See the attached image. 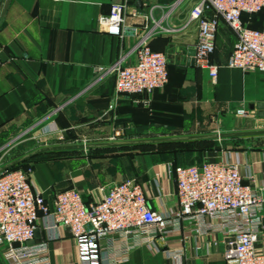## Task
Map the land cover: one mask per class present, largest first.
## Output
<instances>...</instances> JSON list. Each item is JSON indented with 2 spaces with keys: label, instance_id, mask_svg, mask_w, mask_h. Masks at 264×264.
Returning <instances> with one entry per match:
<instances>
[{
  "label": "crops",
  "instance_id": "obj_1",
  "mask_svg": "<svg viewBox=\"0 0 264 264\" xmlns=\"http://www.w3.org/2000/svg\"><path fill=\"white\" fill-rule=\"evenodd\" d=\"M120 1L0 0L1 153L9 143L13 150L24 147L30 154L110 142L105 136L116 133L111 143L147 135L208 134L212 116L217 122L227 123L239 108L247 112V117L264 123V73L225 66L235 36L222 21L211 57L218 66L215 83L206 70L187 65V51L193 49L198 38L196 23L189 21V13L199 0H129V22L141 25V14H147L157 23L148 27V45L165 54L168 83L145 96L129 100L121 97L115 108L108 110L114 79L97 69L108 67L119 56L126 58L127 65L132 64L130 49L134 41L100 32L97 20L109 13L111 4ZM243 21L247 22L248 17L243 16ZM250 21V28H260L264 10ZM61 105L63 109L57 115L47 116ZM44 127L61 133L43 136ZM24 132L30 137L17 141ZM80 147L76 151L85 149ZM86 149L83 164L62 170L61 176L67 175V186L56 192L75 188L83 201L90 203L100 199L98 186L135 179L152 210H178L174 177L167 172L169 161L151 162L141 156L133 159L128 170L123 168V145ZM1 153L0 169L15 165L27 155L2 163ZM206 155L209 160L237 161L243 185L252 190L264 185V149L223 148ZM206 155L193 153L186 163L199 164ZM76 159L79 156L72 157L73 164ZM32 179L35 188L50 201L53 186L59 182L53 179L50 169L43 163L36 164ZM262 220L264 224V217ZM37 230L40 242H47L49 264H77L75 244L65 228H59L58 236L51 240H47L40 221ZM224 241L221 233L207 230L204 224L181 221L163 240L156 241L160 252L148 251L144 246L130 248L127 260L115 264H224ZM256 248L264 249V228ZM2 250L0 247V264H7ZM175 250L182 251L180 260H172L165 253ZM120 251L117 241L106 247L101 252L102 264H109L111 254Z\"/></svg>",
  "mask_w": 264,
  "mask_h": 264
},
{
  "label": "built area",
  "instance_id": "obj_2",
  "mask_svg": "<svg viewBox=\"0 0 264 264\" xmlns=\"http://www.w3.org/2000/svg\"><path fill=\"white\" fill-rule=\"evenodd\" d=\"M129 0L110 6L109 13L100 16V32L119 40L134 41L130 54L132 64L119 56L106 68L97 71L114 79V93L107 106L115 108L121 97L149 94L162 89L168 82L167 58L148 45L149 25L157 23L141 14L142 24L129 22ZM264 9V0H199L189 13L196 23L198 38L193 45L194 65L206 70L212 83L218 66L211 57L215 50V35L222 21L235 36L225 66L243 72L264 73V22L258 29L250 28L243 16L250 18ZM146 30V31H145ZM63 106L53 108L54 117ZM236 115H246L237 109ZM41 135L61 133L54 128L42 129ZM116 131H121L117 129ZM118 134L109 135L114 141ZM167 172L174 177L178 210L160 213L152 210L140 184L124 179L98 186L100 199L86 203L75 188L54 192L47 201L33 183L31 169L0 172V247L7 264H49L47 242L29 245L40 221L47 240L58 236L65 228L75 244L77 264H102L101 252L118 242L121 251L111 254L109 264L126 261L130 248L144 246L160 252L156 241L177 227L181 221L204 224L207 230L224 237V264H264V249H257L259 234L264 228V185L252 190L243 185L237 161L226 158L200 164H168ZM168 258L180 260L182 251H165ZM123 254V258L120 255Z\"/></svg>",
  "mask_w": 264,
  "mask_h": 264
},
{
  "label": "rangeland",
  "instance_id": "obj_3",
  "mask_svg": "<svg viewBox=\"0 0 264 264\" xmlns=\"http://www.w3.org/2000/svg\"><path fill=\"white\" fill-rule=\"evenodd\" d=\"M145 95H148V94H140V95H133V96L141 97ZM131 97L132 96L123 97V100H129ZM212 117L210 118V122H212L213 126H212V129L208 131V133H222V132H236V131H245V130L264 129L263 122L258 121L254 117L249 118L247 117V114L246 115H236V113H234V116L231 117L232 119L228 120L227 123L217 122V119H215L214 116ZM26 133L27 132H24V134L20 135L19 138H17V141H23V140L26 141V139L30 137V135ZM108 136L109 135H106L105 138H108ZM170 136H171L170 134H158L155 136L147 135V136H143L142 139L170 137ZM36 140L39 141V139H36ZM10 144L11 143L6 144L4 146L3 151L1 150L2 153L0 152L1 154L4 155V157L2 158V163L9 162L29 152L28 149H25L24 147H19L16 150H13L12 148L9 147ZM255 147L264 149V136L216 140L213 142H209L207 144L198 143L192 146L181 147L182 148L180 151L181 159H179V162L186 164V162H188L187 159L193 153H195L196 155L204 153V157H205L207 153L209 155L223 148L246 149V148H255ZM176 148L177 147H172V149L174 150ZM168 149H169L168 146L157 145V144H149V145L144 144L138 147L123 148V168L124 169L127 168L128 170H130L132 168L131 164L133 165V159L140 158L141 156L148 159L151 162H158V161L167 162L168 152H169ZM111 152H114V151H111ZM174 152L176 153L177 151H174ZM73 156L74 157L79 156V159H76L77 161H75L74 164L72 163ZM86 157H87L86 148L81 151L70 150V151H65V152L42 153V154L37 155L35 159L26 161L23 165H21V167L19 166L17 169H31L34 173L36 164H39V163L45 164L50 169L53 179L56 181H59V182H55L56 184L53 186L54 192H56L57 190L64 189L67 186V183H66L67 175L63 173L64 175L61 176L62 170L63 169L69 170L72 167L77 166L78 163L83 164L84 158ZM209 159H210L209 156H207L205 159L204 158L201 159L199 164L204 161H208ZM176 161L178 162V160ZM187 164H191V163H187Z\"/></svg>",
  "mask_w": 264,
  "mask_h": 264
},
{
  "label": "water",
  "instance_id": "obj_4",
  "mask_svg": "<svg viewBox=\"0 0 264 264\" xmlns=\"http://www.w3.org/2000/svg\"><path fill=\"white\" fill-rule=\"evenodd\" d=\"M194 49H189L187 51V65L190 67L194 66ZM255 136H264V129L262 130H245V131H236V132H222V133H208V134H197V135H187V136H171V137H158V138H146V139H137V140H126L122 142H104L97 144H89L85 145V148H95V147H110V146H135V145H144V144H162V143H176V142H186V141H194V140H224V139H233V138H244V137H255ZM80 146H76L78 148ZM84 147V146H81ZM80 147V148H81ZM65 149V148H62ZM49 150H52L49 148ZM46 150H39L30 154H27L20 158L14 164L21 163L26 161L30 157L38 154L39 152H43ZM13 165V164H12ZM5 166L0 169L1 171L7 170L10 166ZM39 231L36 229L34 231L33 240L29 241V245H34L40 243Z\"/></svg>",
  "mask_w": 264,
  "mask_h": 264
},
{
  "label": "trees",
  "instance_id": "obj_5",
  "mask_svg": "<svg viewBox=\"0 0 264 264\" xmlns=\"http://www.w3.org/2000/svg\"><path fill=\"white\" fill-rule=\"evenodd\" d=\"M264 10V9H263ZM262 10V11H263ZM259 12L256 15H259L262 13ZM256 15L251 16L250 18H248V21L246 22V24L248 26H250V20H252ZM253 28V27H252ZM258 29V28H257ZM167 72H168V66H167ZM168 83V82H167ZM234 139V138H233ZM209 142H213L212 140H194V141H186V142H176V143H162V144H157V145H164V146H168V161L173 165V166H177V165H181V164H185V163H180L179 159L180 158V151H181V147H187V146H192V145H196L198 143H209ZM146 145V144H145ZM149 145V144H148ZM138 146H142V145H135V146H123V148H127V147H138ZM172 147H177L175 150L172 149ZM77 148H59L56 150H53L54 152H65V151H70V150H76ZM122 149V148H121ZM51 151V152H53ZM174 151H177L176 153ZM188 151V150H187ZM45 153H50V151H46ZM178 160V162L176 161ZM25 162L23 163H19V164H15L10 166L9 168H7V170H15L17 169L19 166L21 167V165H23ZM185 165H188L187 163ZM23 167V166H22ZM25 167V166H24Z\"/></svg>",
  "mask_w": 264,
  "mask_h": 264
},
{
  "label": "bare ground",
  "instance_id": "obj_6",
  "mask_svg": "<svg viewBox=\"0 0 264 264\" xmlns=\"http://www.w3.org/2000/svg\"><path fill=\"white\" fill-rule=\"evenodd\" d=\"M195 66V65H194ZM75 148V147H74ZM84 148H85V146H84Z\"/></svg>",
  "mask_w": 264,
  "mask_h": 264
}]
</instances>
